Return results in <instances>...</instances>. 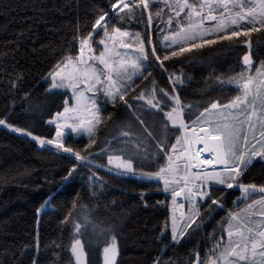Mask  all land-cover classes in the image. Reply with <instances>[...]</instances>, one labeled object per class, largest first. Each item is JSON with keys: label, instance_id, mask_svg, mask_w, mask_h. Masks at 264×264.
Wrapping results in <instances>:
<instances>
[{"label": "trees", "instance_id": "trees-1", "mask_svg": "<svg viewBox=\"0 0 264 264\" xmlns=\"http://www.w3.org/2000/svg\"><path fill=\"white\" fill-rule=\"evenodd\" d=\"M116 1L0 0V120L54 136L50 120L68 95L50 91L45 79L79 51ZM127 21L145 25L139 11L128 13ZM247 41L254 62L264 67V27L159 55L160 61L151 57L127 94L106 104L92 140L70 137L65 145L103 165L108 155L119 154L138 172L157 171L182 136V127L170 119L179 106L185 122L197 126L213 104L236 96L227 81L245 68ZM110 162L119 165L120 159ZM244 163H235L242 169L233 177L239 186L211 183L198 200L186 195L194 215L175 236L169 225L172 195L161 181L82 165L0 127V264H76L71 249L77 239L85 244L89 264H102L103 250L113 243L119 249L116 264H216L235 229L234 215L251 206L243 185L264 188V158Z\"/></svg>", "mask_w": 264, "mask_h": 264}, {"label": "rangeland", "instance_id": "rangeland-1", "mask_svg": "<svg viewBox=\"0 0 264 264\" xmlns=\"http://www.w3.org/2000/svg\"><path fill=\"white\" fill-rule=\"evenodd\" d=\"M138 11L143 14L145 27L142 24L141 28L131 27L132 22L127 21L128 13L133 17ZM261 27H264V0H117L113 12L101 15L92 32L82 39L79 51L59 62L45 79L50 91H63L68 95L63 110L50 120L56 127L54 136L40 137L5 120H0V127L35 140L40 147L70 155L82 165H96L115 169L123 175L161 181L172 195L169 225L177 235L186 220L192 219L194 203H191V212L187 211L186 197L182 200L177 197L176 189L186 188L189 195L195 196L189 197L198 200L205 196V187L218 182L212 177L205 180V186L198 185L187 166L175 161L182 153H187L192 161L195 154H204V142L197 150L191 146L188 151L181 150L185 146L184 134L189 137L195 131L200 137L205 136L209 147L212 137L203 131L208 127L213 135L221 133L234 164L231 168L235 169L228 171L227 178L237 174L236 169L242 171L235 163L243 164L246 160L244 165H247L253 159L264 158V67L257 65L251 57L249 41L246 42L248 51L243 56L244 70L227 81L237 93L231 102L213 104L199 118L197 126L190 127L185 122L180 106L170 115L171 123L182 127V136L157 171L138 172L119 154L108 155L104 165L96 163L65 143L70 137L92 140L104 117L106 104L127 94L136 78L142 76L151 57L160 61L159 55L181 53L222 38L248 36ZM213 146L207 149V157H213L216 151ZM216 146L219 147V143ZM112 155L121 157L120 167L110 163ZM223 169L211 167L210 171ZM93 174L102 179L99 173L93 171ZM233 184L239 186L234 178L228 186ZM243 186V195H250L247 205L251 206L234 215L236 219L230 228L235 229L230 232L227 246L222 249L224 253L216 258V264H259V257L264 256V222L261 219L264 217V188ZM194 187H204V192L197 195L194 193L197 190H192ZM45 208L43 205L39 213ZM247 211L248 214L243 216Z\"/></svg>", "mask_w": 264, "mask_h": 264}, {"label": "crops", "instance_id": "crops-1", "mask_svg": "<svg viewBox=\"0 0 264 264\" xmlns=\"http://www.w3.org/2000/svg\"><path fill=\"white\" fill-rule=\"evenodd\" d=\"M193 132L190 133V136L189 137H188V135L184 134L183 137H184V140H185V148L183 149V151L184 152L186 150L188 151L189 150V146L194 147L196 149L200 145H204L203 144V142H204L206 144V145H204L205 146V149H203L204 150V154L203 155H201V154H198V155L195 154L194 161H192V158H191V160H189V155L187 153H182V154H179L178 160H175V161L181 162L182 164H184L185 166H187V170L190 171L189 174H191V175L193 174L195 176V177H193V178L191 177V178L198 185L205 186L206 185L205 180L208 181L212 177H214V178L217 179L218 182H216V183H225L226 185H228L229 182H231L232 179H233V177H234L233 176V177L227 178L228 171L229 170H235V169L231 168L232 165L234 166V164H231V162H230V159H229L230 156H229V153H228V150H227V146L223 142L224 140H222V137L219 135L221 133L220 132H217V135H213L211 133L212 131L208 127H207L206 130L203 131L204 134H206V135L208 134L210 137H212L211 138L212 140L213 139H217V140H215V143H213L212 140H211L210 145L208 147L207 146V140H206L207 138L205 136L204 137H200V135H197L195 133V131H193ZM213 133H216V132H213ZM217 143H219L218 149H219V155H220V164L215 165V163H212L211 166H210L207 163L201 162L200 159L202 157L203 158L204 157L205 158L207 157V149H210V146L211 145L213 146V144H214L213 147L217 151V146H216ZM222 149H223V152H222ZM216 151L213 154V157H207V158H209V159L211 158V160L214 159L215 158ZM223 154H224V158H223ZM111 157H117V158L120 159V164L119 165L113 164L116 167H120L121 166V157L119 155L118 156L112 155ZM110 158H109V161H110ZM211 167H212V169H216L218 167L225 168V169H223L221 171H213L212 172V171H210ZM236 171L237 172H241L240 170H237V169H236ZM225 180H226V182H225ZM178 189H176L177 190L176 194L179 193L181 200L182 199H185L186 195L191 196V195H189L188 189L184 188V190L182 189L181 191L178 190ZM175 236H176V234H175ZM198 262H197V264H198Z\"/></svg>", "mask_w": 264, "mask_h": 264}, {"label": "water", "instance_id": "water-1", "mask_svg": "<svg viewBox=\"0 0 264 264\" xmlns=\"http://www.w3.org/2000/svg\"><path fill=\"white\" fill-rule=\"evenodd\" d=\"M177 193V197H179ZM72 254L76 264H89V256L82 240H77L72 246ZM119 257V249L116 243L106 247L102 252V264H116Z\"/></svg>", "mask_w": 264, "mask_h": 264}, {"label": "bare ground", "instance_id": "bare-ground-1", "mask_svg": "<svg viewBox=\"0 0 264 264\" xmlns=\"http://www.w3.org/2000/svg\"><path fill=\"white\" fill-rule=\"evenodd\" d=\"M201 162L207 163L208 165L211 166L212 163H215V165L220 164V155H219V149L217 146V151L215 154V158L211 160V158H201L200 159Z\"/></svg>", "mask_w": 264, "mask_h": 264}, {"label": "built area", "instance_id": "built-area-1", "mask_svg": "<svg viewBox=\"0 0 264 264\" xmlns=\"http://www.w3.org/2000/svg\"><path fill=\"white\" fill-rule=\"evenodd\" d=\"M194 186H197V185H194ZM192 190H197V191H194V193H196L197 195H199V194H202V192H203V187H194V188H192Z\"/></svg>", "mask_w": 264, "mask_h": 264}]
</instances>
